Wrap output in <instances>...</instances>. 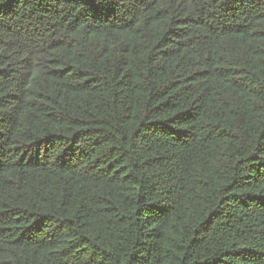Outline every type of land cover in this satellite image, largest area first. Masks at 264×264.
Wrapping results in <instances>:
<instances>
[{
    "label": "trees",
    "instance_id": "1",
    "mask_svg": "<svg viewBox=\"0 0 264 264\" xmlns=\"http://www.w3.org/2000/svg\"><path fill=\"white\" fill-rule=\"evenodd\" d=\"M0 264H264V0H0Z\"/></svg>",
    "mask_w": 264,
    "mask_h": 264
}]
</instances>
